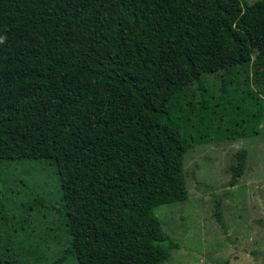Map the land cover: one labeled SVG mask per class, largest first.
<instances>
[{
	"label": "trees",
	"instance_id": "1",
	"mask_svg": "<svg viewBox=\"0 0 264 264\" xmlns=\"http://www.w3.org/2000/svg\"><path fill=\"white\" fill-rule=\"evenodd\" d=\"M0 38V264H163L186 153L261 131L264 0H0Z\"/></svg>",
	"mask_w": 264,
	"mask_h": 264
},
{
	"label": "rangeland",
	"instance_id": "2",
	"mask_svg": "<svg viewBox=\"0 0 264 264\" xmlns=\"http://www.w3.org/2000/svg\"><path fill=\"white\" fill-rule=\"evenodd\" d=\"M251 86L264 98V60L253 59ZM240 149L247 152L246 164L231 186V167ZM11 167L7 176L25 177L21 166ZM184 167L189 197L155 209L164 230L181 244L163 264H264V117L257 135L198 144L186 153ZM7 184L17 189L11 181ZM57 186L50 177L44 188L54 197ZM219 199L224 224L215 216Z\"/></svg>",
	"mask_w": 264,
	"mask_h": 264
},
{
	"label": "clouds",
	"instance_id": "3",
	"mask_svg": "<svg viewBox=\"0 0 264 264\" xmlns=\"http://www.w3.org/2000/svg\"><path fill=\"white\" fill-rule=\"evenodd\" d=\"M0 41H2V38H0Z\"/></svg>",
	"mask_w": 264,
	"mask_h": 264
}]
</instances>
